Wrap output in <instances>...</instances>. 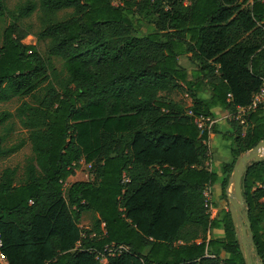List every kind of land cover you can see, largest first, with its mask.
<instances>
[{
    "label": "trees",
    "instance_id": "1",
    "mask_svg": "<svg viewBox=\"0 0 264 264\" xmlns=\"http://www.w3.org/2000/svg\"><path fill=\"white\" fill-rule=\"evenodd\" d=\"M115 1L30 0L11 11L0 0V20L15 19L0 45V103L23 99L0 127L16 116L32 146L20 180L17 166L0 175L2 251L10 264H246L230 210L210 211L205 191L220 179L211 131L232 142L225 199L237 159L264 139V104L238 117L264 86V0ZM37 9L47 56L17 23ZM182 56L197 67L192 79ZM216 107L232 114L224 133L196 121ZM12 130L0 135L1 158L26 145H4ZM82 161L94 178L66 186ZM243 194L264 264V160L249 165ZM112 245L128 250L109 254Z\"/></svg>",
    "mask_w": 264,
    "mask_h": 264
},
{
    "label": "rangeland",
    "instance_id": "2",
    "mask_svg": "<svg viewBox=\"0 0 264 264\" xmlns=\"http://www.w3.org/2000/svg\"><path fill=\"white\" fill-rule=\"evenodd\" d=\"M6 4L10 8L11 11H16L18 10L21 6L25 5L28 1L30 0H5ZM39 3V0H35ZM116 4L119 3L118 0L115 1ZM68 12H71V10H68ZM40 9H37L33 14H31L28 17H23L17 20V23L28 28L33 34H31L33 37H25L23 42L26 44H36L39 51L47 56L46 49H47V43L46 42H39L37 40V37L34 35L36 32H38L41 28V21H40ZM68 15L67 12H61L60 17H65ZM15 21L14 17L12 16L11 13H9L7 16L3 17L0 20V45L2 44L3 40V31L6 26H8L10 23ZM152 28L148 24H144L142 27V31L144 33H147V31H151ZM33 42V43H32ZM180 61L183 66L190 68L191 66H194V64L190 61L188 56H182L180 58ZM54 63L56 67L60 70L62 68V60L60 58H54ZM209 94V90H206L203 92V94ZM172 97L176 100H179L183 102L186 105H190L191 99L188 97L186 94L182 92H173ZM23 99L21 98H14L13 100L9 102H3L0 103V113L4 111H11L13 113H16L17 108L21 105ZM12 126L13 130L11 133L8 135L7 140L5 141L4 145L5 146H10L12 144L20 142L22 139H26L28 137V131L23 128V126L20 124L19 119L15 116L11 118L9 121L5 123V125L0 127V135L4 134V128L5 126ZM32 155V146L31 143L27 140L26 145L20 149L18 152L15 154L6 157V158H1L0 157V175L3 171L4 168L6 167H14L17 166L19 168V176L18 179L20 180L23 176L24 172V166L26 163V160L28 157ZM94 178V175L91 174V165L85 163L84 161L81 162L80 167L77 169L76 175L73 176L68 180V184L70 185L71 183L75 181H80V180H92ZM230 193L233 192V188H230ZM208 196L210 198V201L213 203V192L208 189ZM215 198L217 199V196L214 195ZM221 202V200H218ZM213 203V207H214ZM230 196L226 199H224L223 205L227 207L228 210H230ZM93 216L94 214L92 212H86L81 220V227L84 229H89L92 226L93 222ZM102 264H106L107 260L101 261Z\"/></svg>",
    "mask_w": 264,
    "mask_h": 264
},
{
    "label": "water",
    "instance_id": "3",
    "mask_svg": "<svg viewBox=\"0 0 264 264\" xmlns=\"http://www.w3.org/2000/svg\"><path fill=\"white\" fill-rule=\"evenodd\" d=\"M261 160H264V139L251 150L239 156L228 185V195L231 202L230 212L246 264H263L255 246L249 212L243 194V180L249 165ZM230 188H233L232 193L229 191Z\"/></svg>",
    "mask_w": 264,
    "mask_h": 264
},
{
    "label": "crops",
    "instance_id": "4",
    "mask_svg": "<svg viewBox=\"0 0 264 264\" xmlns=\"http://www.w3.org/2000/svg\"><path fill=\"white\" fill-rule=\"evenodd\" d=\"M28 37H33V36L29 35ZM196 68L197 67H195V66H191L190 68H188L189 77L191 79L193 78L192 72ZM208 96H209L208 93L207 94H203V93L200 94V97H202V98H207ZM190 101H191V103H190V105H191L192 99ZM190 105H187V106H190ZM213 112H214V117H211V118L215 122L214 125L216 126L217 130L220 132H223V133L226 132L230 127L229 122L232 119V114L229 113L228 111L224 110L221 107L214 108ZM238 115H239V117H242L243 115H245V111L243 109L239 110ZM209 146H210V150H211V158H210L208 164L210 166V169L215 171L216 173H218V175L220 176L219 181L210 187L211 191L213 192V199H214L213 203H215L214 204V211L216 213H218L222 210H228L227 207L225 205H223L225 198H223V195H222L223 194L222 177L224 176V167H223L224 163L229 162L232 159V142L229 140H225L221 134H218V133L211 131L210 132ZM72 177L73 176H71L70 178H72ZM67 184H68V181L66 183V186H69ZM226 193H227V196L229 197L228 186L226 188ZM214 195L217 196V199L215 198ZM218 200H221V202H219ZM223 233H224L223 229H215L213 231V235L214 234L215 235H222Z\"/></svg>",
    "mask_w": 264,
    "mask_h": 264
},
{
    "label": "built area",
    "instance_id": "5",
    "mask_svg": "<svg viewBox=\"0 0 264 264\" xmlns=\"http://www.w3.org/2000/svg\"><path fill=\"white\" fill-rule=\"evenodd\" d=\"M260 104H264V86L262 87V89L257 94L254 95L252 104L248 108L241 107V108H239V110L243 109L246 113V110L255 109ZM190 113H192V112L190 111ZM238 117H239V115H238ZM196 121L200 127L210 129V130L215 124V122L213 121V119L211 117H206V116L197 117ZM208 189H210V187L207 188L205 191V195L207 197V201H206L207 203L206 204L209 207V210L213 211L214 207H213V203L210 201V198L208 196ZM2 246H3V242L1 239V233H0V264H10L6 255L2 251ZM106 250L109 252V254H112L115 252H122L124 250L126 251V250H128V248L123 246V245H119L117 247L112 245V246H108L106 248ZM104 260H107L106 256L102 257V259H101V261H104Z\"/></svg>",
    "mask_w": 264,
    "mask_h": 264
}]
</instances>
